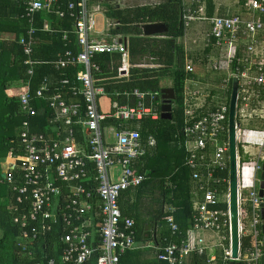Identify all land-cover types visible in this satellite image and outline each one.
<instances>
[{
	"label": "built area",
	"instance_id": "2783aa9c",
	"mask_svg": "<svg viewBox=\"0 0 264 264\" xmlns=\"http://www.w3.org/2000/svg\"><path fill=\"white\" fill-rule=\"evenodd\" d=\"M10 1L24 10L27 27L18 41L28 66L26 89L19 98L25 117L19 133L23 160L8 163L5 179L17 192L13 222L20 226L23 239L33 244L60 219L64 244L60 264H86L96 252V264H121L122 255L135 248L137 239L135 219L123 214L119 200L147 178L135 167L157 146L156 138L145 140L133 122L160 118L162 102L161 93L137 88L116 92L126 98L127 102H122L99 84L101 68L93 61L97 54H121L117 78L129 74V36L114 32L120 22L109 15L110 8L121 7L123 0ZM205 3L183 0L185 33L179 38V44L190 52L189 28L195 21H207L210 29L202 38V48L211 47L209 64L206 70L198 71L196 62L187 58L185 69L199 77L205 76L204 71L217 74L205 88L199 79L187 78L183 91L184 123L179 139L191 169L196 213L190 237L170 242L158 258L169 264H186L198 252L208 256L206 264H230L233 260L229 113L236 82L240 234L236 261L262 264L263 197L259 182L264 163V0H240L235 15L208 16ZM49 12L74 19L73 28L64 32L63 39L73 34L76 48L59 53L51 62L62 76L58 82L47 76L32 89L37 66L45 63L33 56L40 31L37 18ZM73 68L77 70L74 81L67 75ZM104 97L110 102L108 110L102 108ZM131 97L136 100L134 105L129 103ZM107 119L114 122L105 125ZM223 204L227 210L219 207ZM175 210L172 207L166 218L174 234L178 231ZM199 230L207 231L210 237L195 235ZM243 237H249L251 243L242 252ZM48 264L57 261L51 258Z\"/></svg>",
	"mask_w": 264,
	"mask_h": 264
},
{
	"label": "trees",
	"instance_id": "16d2710c",
	"mask_svg": "<svg viewBox=\"0 0 264 264\" xmlns=\"http://www.w3.org/2000/svg\"><path fill=\"white\" fill-rule=\"evenodd\" d=\"M206 3L209 16L216 13L219 15L238 13V10L231 12L218 5L215 0H207ZM183 12V0H162L155 5L110 8L109 15L120 22L114 32L129 36L131 64L129 74L127 77L117 78L121 54H97L93 59L94 64L101 68L97 73V77L101 80L99 84L106 88L113 99L118 98L122 102H127L124 96H117L116 92H131L136 88L143 92L161 93V89L165 87L162 82L168 77L172 80L170 87L175 89L176 99L173 101L171 120L162 119L160 116L157 120L144 118L133 122L139 126L145 140L154 136L157 146L152 153L140 158L135 167L137 172L146 174L147 178L138 188L125 191L119 200L123 214L135 219L136 239H141L146 224L145 221L141 222L139 209L140 197L144 189L156 182L167 197L171 194L169 209L163 215L160 209L156 216L167 225V228L158 238V246L161 250H156V256L151 264H169L158 258L159 252L172 241L180 242L190 237V223L196 211L192 195L191 169L186 164L187 153L180 143L179 136V130L184 123L183 91L187 78H202L204 82L214 81L213 73L209 71V76L199 77L198 74L188 73L185 69L187 58L207 66L211 47L202 48V54L204 53L202 58L201 52H188L182 44H179V38L185 33ZM23 13L22 6L10 0H0V264H48L51 258L60 264L64 248L60 240L63 222L58 219L53 224V229L47 234L39 235L33 244L28 242L27 238L23 239L20 226L13 222L12 208L17 206V192L2 176L4 163L20 164L23 160L19 150V133L25 117L21 111L19 98L26 89L28 70L23 46L18 41L27 27L26 20L22 17ZM37 19L40 31L36 34L37 45L33 56L45 63L37 66L36 74L32 78V89H35L39 81L47 76L53 78L54 83L58 82L62 76L51 62L59 53L76 48L73 34L69 35L68 40L63 39L64 32L73 28V18L68 15L61 18L56 13L49 12L39 14ZM157 22L165 23L168 30L159 35H145L144 24ZM5 35L11 38H4ZM76 71L74 68L68 70L67 75L72 81L75 80ZM135 101V98L131 97L130 105H134ZM147 103H150L149 98ZM159 108L161 110V106ZM111 122L114 120L107 119L104 124ZM133 192L135 200L132 198ZM172 207L176 209L174 216L178 224V231L175 234L166 219L171 214ZM219 207L227 210L228 206L223 204ZM250 243L249 237L242 238V252L250 246ZM138 254L131 250L127 251L121 257V264H141L140 260L131 262V258L136 259L135 256ZM98 255L99 252H96L92 260L86 264H96ZM207 260L206 254L200 255L195 252L186 264H206ZM240 264L244 263L240 262Z\"/></svg>",
	"mask_w": 264,
	"mask_h": 264
},
{
	"label": "crops",
	"instance_id": "0c3cea01",
	"mask_svg": "<svg viewBox=\"0 0 264 264\" xmlns=\"http://www.w3.org/2000/svg\"><path fill=\"white\" fill-rule=\"evenodd\" d=\"M144 1V0H141ZM12 2V1H11ZM146 2V3H145ZM161 0H155L151 2H147L146 0L143 2L144 4L155 5L160 3ZM207 2V0H206ZM143 5V4H141ZM206 5V13L208 12L207 3ZM208 15V13H207ZM217 15V13L215 14ZM209 16V15H208ZM210 29V25L207 21L198 20L195 21L191 27L189 28V51H193V45L197 43L200 46H203V36ZM196 31V34H195ZM198 40L197 42H195ZM196 47V46H194ZM201 83L208 84L204 82L202 78L199 79ZM163 84V82H162ZM162 106V102H161ZM162 112V110H161ZM163 189L157 185L156 182L149 184V186L144 189L142 196L140 197V217L141 222L145 221L146 224L142 231V238L137 239L136 246L134 249H131V252H138L139 254L135 257L136 259L131 258V262H139L141 264H151L152 259L156 256V250L158 246V238L161 236V232L167 228L165 223L159 220V217H156L159 214V210L161 209V213H165L169 209V198H171V194L166 196ZM135 193L133 192V200H135ZM137 212V209L135 210ZM156 217V218H154ZM155 219V220H154ZM140 221V219H139ZM195 235L210 237V233L205 230H199L195 232ZM130 251V250H129ZM139 256V257H138Z\"/></svg>",
	"mask_w": 264,
	"mask_h": 264
},
{
	"label": "water",
	"instance_id": "95a60500",
	"mask_svg": "<svg viewBox=\"0 0 264 264\" xmlns=\"http://www.w3.org/2000/svg\"><path fill=\"white\" fill-rule=\"evenodd\" d=\"M144 33L148 36L159 35L168 30L165 23H147L144 24ZM161 118L171 120L173 118V101L176 99L175 89L173 87H164L161 89ZM236 98H237V84L234 82L233 92L230 102L229 113V140H230V216H231V236H232V255L233 260L230 264H240L236 260L239 257L240 249V234H239V204H238V160H237V143H236V128H235V114H236ZM9 164L4 163L2 176L7 178ZM260 195L263 197L261 201L262 225L264 234V163L260 174ZM262 264H264V256L262 257Z\"/></svg>",
	"mask_w": 264,
	"mask_h": 264
},
{
	"label": "rangeland",
	"instance_id": "374dc122",
	"mask_svg": "<svg viewBox=\"0 0 264 264\" xmlns=\"http://www.w3.org/2000/svg\"><path fill=\"white\" fill-rule=\"evenodd\" d=\"M145 1V0H144ZM144 1H141V0H123L122 3H121V7L123 8H126V7H135L137 5H141V4H144L143 2ZM147 2H153L155 0H146ZM162 1V0H161ZM218 5H221L223 7H225L227 10L229 11H235V10H238L239 9V6H240V0H215ZM146 3V2H145ZM100 19V17H99ZM195 34H196V31H195ZM196 46V47H194ZM193 51H196V53H199L201 52V56L203 58V55L204 53L202 54L203 50H202V46H200L199 43H197L196 45H193ZM196 64V69L198 71H202V70H206V66L205 65H201V63L197 62L195 63ZM172 70V69H171ZM172 72V71H171ZM204 75L205 76H209V73L204 71ZM213 80L215 81L217 79V74H213L212 76ZM165 87H170L172 85V80L171 78H166L164 81H163V84ZM200 85L203 86L204 88L205 87H209L211 84L209 83L208 84H205V83H201L200 82ZM101 104H102V108L104 110H108L109 109V100H108V97H104L102 100H101ZM111 135V134H110ZM112 136V135H111Z\"/></svg>",
	"mask_w": 264,
	"mask_h": 264
}]
</instances>
